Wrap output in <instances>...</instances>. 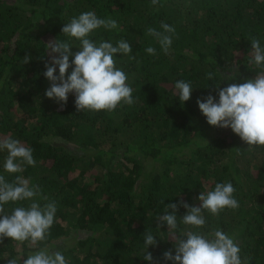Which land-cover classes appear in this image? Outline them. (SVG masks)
I'll use <instances>...</instances> for the list:
<instances>
[{"label": "trees", "instance_id": "obj_1", "mask_svg": "<svg viewBox=\"0 0 264 264\" xmlns=\"http://www.w3.org/2000/svg\"><path fill=\"white\" fill-rule=\"evenodd\" d=\"M86 11L119 26L101 27L91 40L115 46L123 38L132 48L134 59L115 56L133 88L130 106L77 112L74 94L63 109L45 95L50 81L43 73L51 59L46 44L70 41L71 51H78L80 41L62 27ZM162 22L175 28L168 54L145 34L149 27L163 31ZM252 37L264 47V0H0V137L20 140L36 161L8 173L7 150H0V175L8 182L29 178L57 205L46 240L32 245L4 238L0 264L18 256L23 264L30 253L65 239L72 242L56 251L69 264H150L143 259L146 230L157 239L147 249L151 264H172L162 256L169 249L175 254V240L166 224L157 227L156 216L164 215L165 204L181 200L199 206L201 192L224 182L233 184L239 207L218 216L205 210L202 228L184 225L180 218L187 210L179 207L175 232L219 228L235 236L242 258L264 264V146H248L230 128L209 125L197 105L209 94L218 100L209 87L264 72L252 62ZM149 46L156 55L145 52ZM208 72L214 79H206ZM180 79L193 87L183 104L175 89ZM31 202L4 207L11 214Z\"/></svg>", "mask_w": 264, "mask_h": 264}, {"label": "clouds", "instance_id": "obj_2", "mask_svg": "<svg viewBox=\"0 0 264 264\" xmlns=\"http://www.w3.org/2000/svg\"><path fill=\"white\" fill-rule=\"evenodd\" d=\"M153 5L160 0H151ZM118 29V23L111 17L100 18L94 11H86L62 27V33L70 38L80 41L79 50L73 53L70 41L53 39L47 42L48 56L51 58L45 63V78L50 81V87L45 95L55 99L63 109L68 101L69 94L75 96L77 112L84 110L108 111L116 110L121 104L132 105L133 88L130 86L129 77L125 71L117 67L115 56L127 55L130 59L132 48L128 41L121 38L114 44L101 40L98 43L91 40V34L99 29ZM163 31L149 27L146 35L152 36L168 54L172 44V35L175 28L167 23L160 25ZM252 62L257 67L264 68V47L256 37L251 38ZM149 55H156V49L149 46L145 49ZM71 58V60H70ZM30 60L28 55L23 58V63ZM57 66L59 75H56ZM70 74L68 73L69 69ZM206 79H214V73L208 72ZM213 88L217 95L209 94L197 99L201 113L206 117L207 123L214 127L230 128L248 146H264V72L253 79L243 83H228L221 88ZM177 97L183 104L191 98L193 87L190 81L183 79L175 83ZM0 150H7V157L3 168L8 173H20L23 164L35 166L33 150L25 146L18 139L0 137ZM39 185L31 184L29 178L16 176L12 182L6 181L0 175V243L4 238L12 241H29L32 245L46 240L49 230L54 224L57 205L42 196ZM236 189L231 182L217 183L214 190L201 192L197 199L199 206H190L181 200L179 204H165L164 215H157V227L168 226L175 240V254L172 249L163 253L164 261L172 264H250L248 258L241 257V247L235 236L225 233L217 228L208 233L199 231H184L177 235V212L179 207L187 210L180 218L184 225L202 228L206 224L204 211L218 216L225 208L237 209L239 202L235 198ZM44 201L41 204L36 198ZM32 201L27 207L19 206L6 212L5 205L9 202ZM164 203V201H162ZM186 237V239H184ZM144 252L143 259L153 262V254L147 249L157 246L156 236L149 230L143 233ZM22 256L6 258V264H21ZM23 264H69L61 251L50 250L48 247L30 253Z\"/></svg>", "mask_w": 264, "mask_h": 264}, {"label": "rangeland", "instance_id": "obj_3", "mask_svg": "<svg viewBox=\"0 0 264 264\" xmlns=\"http://www.w3.org/2000/svg\"><path fill=\"white\" fill-rule=\"evenodd\" d=\"M71 242H72V240H69L68 242H67V239H65V240H60L59 242L55 243V244L51 247V250H55V251H56V249H58L60 246H65L66 244L71 243Z\"/></svg>", "mask_w": 264, "mask_h": 264}]
</instances>
